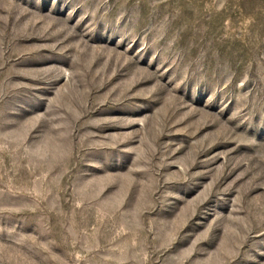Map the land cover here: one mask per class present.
I'll use <instances>...</instances> for the list:
<instances>
[{
    "label": "rangeland",
    "instance_id": "1",
    "mask_svg": "<svg viewBox=\"0 0 264 264\" xmlns=\"http://www.w3.org/2000/svg\"><path fill=\"white\" fill-rule=\"evenodd\" d=\"M0 264H264V0H0Z\"/></svg>",
    "mask_w": 264,
    "mask_h": 264
}]
</instances>
